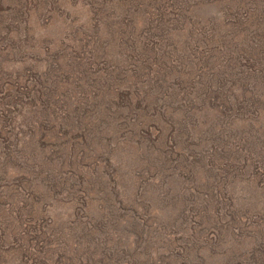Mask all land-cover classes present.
<instances>
[{
    "label": "rangeland",
    "instance_id": "374dc122",
    "mask_svg": "<svg viewBox=\"0 0 264 264\" xmlns=\"http://www.w3.org/2000/svg\"><path fill=\"white\" fill-rule=\"evenodd\" d=\"M261 160L264 0H0V264H264Z\"/></svg>",
    "mask_w": 264,
    "mask_h": 264
},
{
    "label": "trees",
    "instance_id": "16d2710c",
    "mask_svg": "<svg viewBox=\"0 0 264 264\" xmlns=\"http://www.w3.org/2000/svg\"><path fill=\"white\" fill-rule=\"evenodd\" d=\"M163 16V18L165 17V14H161V17ZM128 92L130 93V91H128V90H117L116 91V94H115V96L117 97V98H122V99H125V98H128V96H125L126 94H128ZM130 111H132V110H130ZM233 151H234V153H235V147L233 148ZM230 157H231V155H230ZM228 159H230V158H228ZM262 162H264V161H262L261 160V163ZM262 165V171H263V175H264V163L263 164H261ZM221 196H222V193L219 191V194L217 195V197H215L216 199H214V201H216V203L218 204V205H222L223 204V201H222V199H221ZM234 217H236V216H234ZM25 235V234H24ZM42 236H37V238L39 239V238H41ZM26 238H27V240H28V242L30 241V240H33V238L34 237H29V236H26ZM35 244H36V242H34V244H32L33 246V249L35 250V251H38V249H36L35 248ZM31 251H33L31 248H30V245H28L27 247H26V249H24V253L25 254H29ZM237 259H239V258H237ZM234 264H252L251 262H248V263H245V262H238V261H236V262H234Z\"/></svg>",
    "mask_w": 264,
    "mask_h": 264
}]
</instances>
